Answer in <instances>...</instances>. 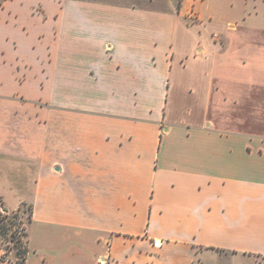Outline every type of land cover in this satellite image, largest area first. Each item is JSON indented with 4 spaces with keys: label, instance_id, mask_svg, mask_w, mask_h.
<instances>
[{
    "label": "crops",
    "instance_id": "crops-1",
    "mask_svg": "<svg viewBox=\"0 0 264 264\" xmlns=\"http://www.w3.org/2000/svg\"><path fill=\"white\" fill-rule=\"evenodd\" d=\"M185 1L0 0V173L32 178L12 207L32 208L26 264L65 255L53 234L94 238L97 264H264V0L219 40L181 23H203ZM18 257L0 236V264Z\"/></svg>",
    "mask_w": 264,
    "mask_h": 264
},
{
    "label": "rangeland",
    "instance_id": "rangeland-1",
    "mask_svg": "<svg viewBox=\"0 0 264 264\" xmlns=\"http://www.w3.org/2000/svg\"><path fill=\"white\" fill-rule=\"evenodd\" d=\"M202 0H187L184 3L183 10L186 13L191 14V9L195 7L198 11L203 15L201 24H198V18L195 15H191L190 17H183L181 19V23L195 24L193 27L195 32H197V37H200L199 31L203 34V36L210 37L214 40H219L224 34L227 32L228 24L232 23H241L242 17L239 16L237 12H235L237 6L240 3H245V0H205L201 3ZM235 9V10H234ZM189 10V11H188ZM187 15V14H186ZM231 22V23H229ZM197 23V24H196ZM201 25V26H199ZM179 58V56H178ZM178 58H175V68L179 70L180 63ZM174 91V90H173ZM175 92V91H174ZM174 93L172 92V95ZM170 97V101L175 100V96ZM169 105L167 110V118H170L174 115L177 121L188 120L187 114L183 111H179L176 106ZM173 109V111H172ZM176 109L178 111H176ZM32 178L29 176H22L21 174L16 176H6L5 174L0 173V195L3 196L4 201H7L9 206L11 205L12 210L4 207L3 204L0 203V230L1 226L6 224L9 229H7V233L3 238V244L7 251V257L10 254L12 249H16L17 252L25 251L27 248V225L31 219L32 208L30 204H25L18 209H14L13 205L20 199L21 197L29 198L32 195L31 187H32ZM14 186H13V185ZM11 186L14 187L12 190ZM8 213V216L5 214ZM52 236V243H56L60 245L61 250L65 251L64 256H50L48 258V262L39 263L40 259L37 256L33 255V259L28 264H97L96 262V250L97 245L94 242V238L90 239V243L83 241L80 243L78 240H66L65 241H57V237ZM89 234H84V236L88 237ZM61 243L63 245H61ZM81 251L83 256L78 258L74 252ZM34 254L33 249L29 250ZM17 256V255H16ZM35 256V257H34ZM20 262L21 256L18 257ZM20 264H26L20 263ZM101 264V263H99ZM216 264H223L216 261ZM227 264V263H224Z\"/></svg>",
    "mask_w": 264,
    "mask_h": 264
},
{
    "label": "trees",
    "instance_id": "trees-1",
    "mask_svg": "<svg viewBox=\"0 0 264 264\" xmlns=\"http://www.w3.org/2000/svg\"><path fill=\"white\" fill-rule=\"evenodd\" d=\"M5 215L8 216V213H6ZM7 229H9V228H8V226L6 224L1 226V230H0V236L1 237L5 236V234L7 233ZM27 254H28V248H26L25 251L18 252V255H20L21 259H22L19 263H24L25 262V260L27 258Z\"/></svg>",
    "mask_w": 264,
    "mask_h": 264
},
{
    "label": "built area",
    "instance_id": "built-area-1",
    "mask_svg": "<svg viewBox=\"0 0 264 264\" xmlns=\"http://www.w3.org/2000/svg\"><path fill=\"white\" fill-rule=\"evenodd\" d=\"M106 260H107V258L104 257V258H101V259H100V262L105 263Z\"/></svg>",
    "mask_w": 264,
    "mask_h": 264
}]
</instances>
